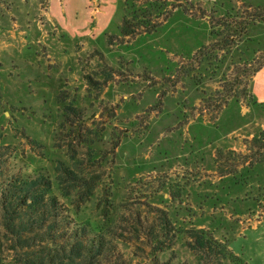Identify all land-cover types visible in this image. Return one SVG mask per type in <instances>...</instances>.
I'll use <instances>...</instances> for the list:
<instances>
[{
    "label": "rangeland",
    "instance_id": "rangeland-1",
    "mask_svg": "<svg viewBox=\"0 0 264 264\" xmlns=\"http://www.w3.org/2000/svg\"><path fill=\"white\" fill-rule=\"evenodd\" d=\"M74 2L81 7V0ZM154 2L161 7L153 15L172 10L167 19L152 33L112 46L107 37L98 38L104 62L95 50H78V40L49 20V0H0V146L8 153L7 173H46L58 194L55 167L69 158L55 144L63 108L57 95L69 91L86 108V124L102 129L101 147L119 143L96 196L80 210L61 197L76 222L104 230L121 214L131 218L150 203L166 210L177 229L205 228L227 243L234 256L228 254L224 264H264V162L243 167L237 156L229 166L219 155L221 170L234 169V178L220 175L216 159L218 150L254 156L250 141L264 135V109L247 102L253 68L264 60V23L230 37V44L224 40L230 26L264 0ZM210 13L215 21L224 17L213 36L207 17L197 16ZM119 19L118 14L110 27L113 34L120 33ZM216 41L225 49H205L193 58ZM103 62L117 71L108 83L95 72ZM88 75L100 84L90 85ZM144 238L119 243L124 264H217L192 251L185 234L155 262Z\"/></svg>",
    "mask_w": 264,
    "mask_h": 264
},
{
    "label": "trees",
    "instance_id": "trees-1",
    "mask_svg": "<svg viewBox=\"0 0 264 264\" xmlns=\"http://www.w3.org/2000/svg\"><path fill=\"white\" fill-rule=\"evenodd\" d=\"M158 3L154 0L144 3L139 0H126V8L133 11L124 17L119 27V35H106L108 44L112 46L115 40L122 43L140 34L156 31L172 11L153 15L156 6L161 7V3ZM176 6L175 9L179 6L185 13L195 16L187 6ZM249 12V16L241 15L235 28L230 26L231 35L224 37L225 41H229L228 44L231 42L230 37L246 34L251 25L264 23V4H258L254 9L251 5ZM154 16L158 18L156 21ZM162 16L163 20L160 21ZM197 16L207 17L212 36L216 34V22L224 20L222 17L215 21L216 17L212 13ZM230 17L228 18L231 19ZM205 49L217 51L225 48L220 47L219 41H216L201 47L194 53L193 58L196 59ZM93 53L105 62L102 51L95 50ZM100 64L98 63V67ZM101 66L102 69L95 72L103 76V83H108L117 71L105 63ZM263 67L264 60L253 68L251 75L254 77ZM87 78L90 85L100 84L93 75H88ZM243 88L247 93L248 88ZM250 88L248 105L264 109V103L258 101ZM57 97L63 108L55 144L63 148L69 158V163L58 160L55 167L58 194L53 193V181L46 173L40 172L34 176L9 175L6 170V146H0V264H124L119 243L142 242L144 237L150 247V254L158 262L159 253L171 248L180 234L189 238L187 245L192 251L207 260L214 259L217 264H224L223 260L228 254L234 256L228 244L218 240L208 229L191 227L181 231L175 227L166 210L150 203H146L149 209L137 210L131 218L125 213L121 214L117 222L104 230L92 229L90 225L76 222L61 197L69 198L71 206L80 210L96 196L99 186L108 176L103 168L110 154H116L119 143L114 142L108 150L102 148V129H93L86 124V108L76 105L75 97L69 98V91L62 90ZM228 99L225 97L224 102L227 103ZM252 145L256 148L255 157L252 153L235 155L231 152L232 155H227L218 150L216 159L220 175L232 174L236 178L238 173L234 169L221 170L222 161L219 155L223 157L224 165L227 163L229 166L235 165L232 161L237 156L243 159V167L252 168L264 162V135L253 137L250 141V146ZM260 155L262 158H259ZM99 202L105 205V199H100ZM155 212L160 215L151 220V215ZM7 256H11L8 261Z\"/></svg>",
    "mask_w": 264,
    "mask_h": 264
},
{
    "label": "crops",
    "instance_id": "crops-1",
    "mask_svg": "<svg viewBox=\"0 0 264 264\" xmlns=\"http://www.w3.org/2000/svg\"><path fill=\"white\" fill-rule=\"evenodd\" d=\"M49 0L47 14L64 36L78 40L80 51L99 50L96 41L110 32L114 18L119 14L118 28L127 14L126 0ZM74 5V6H73ZM255 5V4H254ZM108 44V43H107ZM109 45V44H108ZM252 92L264 103V67L253 77Z\"/></svg>",
    "mask_w": 264,
    "mask_h": 264
}]
</instances>
